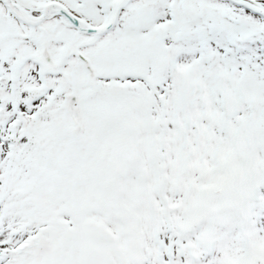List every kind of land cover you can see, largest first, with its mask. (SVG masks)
<instances>
[{
  "label": "snow or ice",
  "instance_id": "obj_1",
  "mask_svg": "<svg viewBox=\"0 0 264 264\" xmlns=\"http://www.w3.org/2000/svg\"><path fill=\"white\" fill-rule=\"evenodd\" d=\"M0 264H264V0H0Z\"/></svg>",
  "mask_w": 264,
  "mask_h": 264
}]
</instances>
